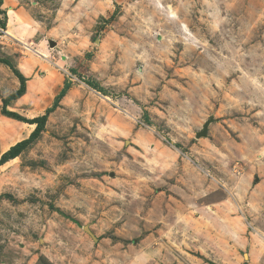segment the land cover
I'll use <instances>...</instances> for the list:
<instances>
[{
	"label": "rangeland",
	"instance_id": "374dc122",
	"mask_svg": "<svg viewBox=\"0 0 264 264\" xmlns=\"http://www.w3.org/2000/svg\"><path fill=\"white\" fill-rule=\"evenodd\" d=\"M1 67L0 264H264V0H0Z\"/></svg>",
	"mask_w": 264,
	"mask_h": 264
},
{
	"label": "trees",
	"instance_id": "16d2710c",
	"mask_svg": "<svg viewBox=\"0 0 264 264\" xmlns=\"http://www.w3.org/2000/svg\"><path fill=\"white\" fill-rule=\"evenodd\" d=\"M72 71L75 73L76 71L74 69H72ZM90 85H94L92 83V81H87ZM70 80H66L64 87L62 88L61 92L57 95L56 100H55V105H57V103L59 102V100L61 99V97L65 94V92L69 89L70 87ZM45 121H46V115H42V116H38L35 117L33 119L30 120V122L32 123H36V128L34 129V131L31 133V136L22 142H18L15 145H13L8 151H6L5 153H3L0 157V164L7 162L8 160L18 156L23 147L25 146V144H27L28 142H30L32 139H34L41 130L44 129V125H45Z\"/></svg>",
	"mask_w": 264,
	"mask_h": 264
},
{
	"label": "water",
	"instance_id": "95a60500",
	"mask_svg": "<svg viewBox=\"0 0 264 264\" xmlns=\"http://www.w3.org/2000/svg\"><path fill=\"white\" fill-rule=\"evenodd\" d=\"M55 43L53 42V43H51V45L53 46ZM212 120V119H211ZM210 120V121H211ZM210 121H208L206 124H205V126H204V128H203V130L201 131V132H198V134H197V137H201V136H204V137H206L207 136V134H208V125H209V122Z\"/></svg>",
	"mask_w": 264,
	"mask_h": 264
},
{
	"label": "crops",
	"instance_id": "0c3cea01",
	"mask_svg": "<svg viewBox=\"0 0 264 264\" xmlns=\"http://www.w3.org/2000/svg\"><path fill=\"white\" fill-rule=\"evenodd\" d=\"M0 69H3V68L1 67ZM63 87H64V86H63ZM63 87H62V88H63ZM70 87H71V86H70ZM70 87H69V88H70ZM62 88H61V90H62ZM61 90L59 91V93L61 92ZM68 91H69V90H68ZM68 91H66L65 94H68V93H69ZM67 92H68V93H67Z\"/></svg>",
	"mask_w": 264,
	"mask_h": 264
},
{
	"label": "built area",
	"instance_id": "2783aa9c",
	"mask_svg": "<svg viewBox=\"0 0 264 264\" xmlns=\"http://www.w3.org/2000/svg\"><path fill=\"white\" fill-rule=\"evenodd\" d=\"M3 31V30H2Z\"/></svg>",
	"mask_w": 264,
	"mask_h": 264
}]
</instances>
